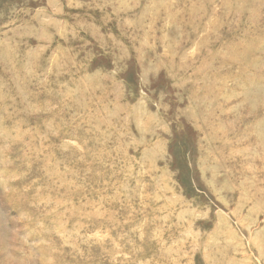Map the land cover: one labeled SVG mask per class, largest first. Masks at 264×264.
Here are the masks:
<instances>
[{
  "label": "rangeland",
  "instance_id": "1",
  "mask_svg": "<svg viewBox=\"0 0 264 264\" xmlns=\"http://www.w3.org/2000/svg\"><path fill=\"white\" fill-rule=\"evenodd\" d=\"M262 100L264 0H0V264H264Z\"/></svg>",
  "mask_w": 264,
  "mask_h": 264
},
{
  "label": "bare ground",
  "instance_id": "2",
  "mask_svg": "<svg viewBox=\"0 0 264 264\" xmlns=\"http://www.w3.org/2000/svg\"><path fill=\"white\" fill-rule=\"evenodd\" d=\"M246 95H248V94H246ZM246 95H245V96H246ZM248 96H249V95H248ZM248 96H247V97H248ZM256 97H257V96H256ZM258 97H259V96H258ZM257 99L259 100V98H257ZM261 99H262V97H261ZM245 100H248V99H245ZM260 101H261V100H260ZM260 101H259V102H260ZM263 101H264V100H262V102H263ZM247 102H248V101H247ZM257 102H258V101H257ZM245 103H246V102H245ZM252 103L254 104V101H253ZM263 103H264V102H263ZM246 104H248V103H246ZM246 104H245V105H246ZM250 104H251V103H250ZM253 104H251V105H253ZM256 105H257V104H255V106H256ZM253 107H254V106H253ZM246 108H247V107H246ZM263 110H264V109H263ZM239 111H240V110H239ZM240 112H241V111H240ZM247 112H249L248 109H247ZM245 113H246V112H245ZM251 113H252V112H251ZM263 113H264V112H263ZM262 116H263V115H262ZM205 118H207V117H205ZM205 118H204V119H205ZM251 128H252V127H251ZM257 128H259V127H257ZM260 128H261V127H260ZM253 129H254V128H253ZM253 129H252V130H253ZM261 129H262V128H261ZM249 130H250V129H249ZM252 130H250V131H252ZM257 130H259V129H257ZM248 132H249V131H248ZM256 132H257V131H256ZM253 133H254V131H253ZM262 133H263V132H261V134H262ZM255 134H256V133H255ZM257 134H258V132H257ZM261 134H260V135H261ZM247 136H248V135H247ZM249 136H250V135H249ZM249 136H248V138H249ZM261 137H262V135L260 136V138H261ZM263 137H264V136H263ZM254 138H255V137H254ZM256 139H257V138H256ZM263 140H264V139H263ZM248 141H249V139H248ZM253 142H254V140H253ZM251 143H252V142H251ZM255 143H257V142H255ZM260 143H261V142H260ZM248 145H249V144H248ZM248 145H246V146H248ZM253 145H254V144H253ZM255 147H256V146H255ZM249 148H251V146H249ZM260 148H261V147H260ZM247 149H248V148H247ZM216 150H217V149H216ZM251 150H252V149H251ZM262 150H263V148H262ZM212 151H213V150H212ZM245 151H246V150H245ZM263 151H264V150H263ZM262 161H263V160H262ZM253 163H254V162H253ZM255 163H256V162H255ZM256 168H257V167H256ZM245 170H247V168H246ZM242 171H243V170H242ZM244 172H245V174H246V171H244ZM248 172H249V171H248ZM250 172H251V171H250ZM240 173H241V172H240ZM251 175H252V173H251ZM255 175H256V174H255ZM260 177H261V176H260ZM251 178H252V177H251ZM251 178H249V179H251ZM256 178H257V177H256ZM246 179H247V178H246ZM247 180H248V179H247ZM253 180H254V179H253ZM257 180H258V179H257ZM242 181H246V180H242ZM250 181H251V180H250ZM227 182H228V181H227ZM231 182H232V181H231ZM254 182H255V181H254ZM262 182H263V181H262ZM240 183H241V182H240ZM254 184H255V183H254ZM240 185H241V184H240ZM252 185H253V184H252ZM242 186H243V184H242ZM249 186H250V185H249ZM256 188H257V187H256ZM262 188H263V187H262ZM262 188H261V189H262ZM259 189H260V188H259ZM248 190H249V189H248ZM262 191H263V190H262ZM262 191H261V192H262ZM259 192H260V190H259ZM262 193H263V192H262ZM263 194H264V193H263ZM251 195H252V194H251ZM260 195H261V194H260ZM256 197H257V196H256Z\"/></svg>",
  "mask_w": 264,
  "mask_h": 264
}]
</instances>
